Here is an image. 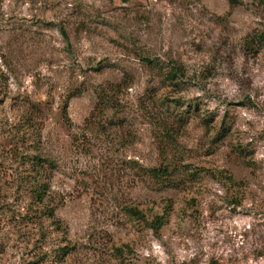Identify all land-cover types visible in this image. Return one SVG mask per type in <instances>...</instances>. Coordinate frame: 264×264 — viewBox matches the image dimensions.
Here are the masks:
<instances>
[{"label":"rangeland","instance_id":"rangeland-1","mask_svg":"<svg viewBox=\"0 0 264 264\" xmlns=\"http://www.w3.org/2000/svg\"><path fill=\"white\" fill-rule=\"evenodd\" d=\"M261 33L264 0H0V264H264Z\"/></svg>","mask_w":264,"mask_h":264},{"label":"trees","instance_id":"trees-1","mask_svg":"<svg viewBox=\"0 0 264 264\" xmlns=\"http://www.w3.org/2000/svg\"><path fill=\"white\" fill-rule=\"evenodd\" d=\"M126 1V0H125ZM254 39L259 40V42L264 41V34H254L251 37H247L245 38L244 41V45L246 48H250V46H252V43L254 42ZM147 65H151L153 64L151 60L144 58L142 59ZM169 69L166 72V75H164V78H166V80L173 82V83H177V82H181V81H186L188 79V76L184 70V68L181 65H177L175 62H171L169 65ZM62 114H63V120H65L66 122L68 121V116L66 113V108H63L62 110ZM211 119V117L205 118L203 120V124L205 125V127L209 126V120ZM39 160V158H38ZM148 175L150 176V178L156 180V181H160L162 183L165 182H170L169 178L172 174V171H169L168 167L162 166V167H157V168H150L147 171ZM231 180V179H229ZM47 190V185L46 184H38L37 187H35L31 192L33 193V197L36 198L37 201L43 203V199H44V194ZM126 212L130 215L133 216L137 219L140 220H145L143 214L136 208L134 207H127ZM164 223V216L163 215H157L155 216L149 223L148 226L149 228H151L153 231H157L158 229H160L162 227ZM118 253L121 252L120 249H115Z\"/></svg>","mask_w":264,"mask_h":264},{"label":"built area","instance_id":"built-area-1","mask_svg":"<svg viewBox=\"0 0 264 264\" xmlns=\"http://www.w3.org/2000/svg\"><path fill=\"white\" fill-rule=\"evenodd\" d=\"M150 1H156V0H150Z\"/></svg>","mask_w":264,"mask_h":264}]
</instances>
